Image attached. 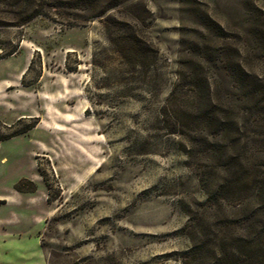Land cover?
Returning <instances> with one entry per match:
<instances>
[{"label":"rangeland","instance_id":"rangeland-1","mask_svg":"<svg viewBox=\"0 0 264 264\" xmlns=\"http://www.w3.org/2000/svg\"><path fill=\"white\" fill-rule=\"evenodd\" d=\"M30 125L0 264H264L263 0H0V136Z\"/></svg>","mask_w":264,"mask_h":264},{"label":"trees","instance_id":"trees-1","mask_svg":"<svg viewBox=\"0 0 264 264\" xmlns=\"http://www.w3.org/2000/svg\"><path fill=\"white\" fill-rule=\"evenodd\" d=\"M114 1L117 2L118 0H114ZM263 1H264V0H263ZM169 114L171 115V117H174V119H175V116L172 114L171 111H170ZM31 126H32V125H30V126H28V127H26V128H22V129H18V130H13V131H11V132H9V133H7V134H4V135L0 136V141H1V140H5V139H7V138H10V137H12V136H14V135H17L18 133H22V132H24L26 129H29ZM15 189H16L17 191H23V189H22L19 185H16V186H15Z\"/></svg>","mask_w":264,"mask_h":264},{"label":"crops","instance_id":"crops-1","mask_svg":"<svg viewBox=\"0 0 264 264\" xmlns=\"http://www.w3.org/2000/svg\"><path fill=\"white\" fill-rule=\"evenodd\" d=\"M0 225H1V223H0Z\"/></svg>","mask_w":264,"mask_h":264}]
</instances>
